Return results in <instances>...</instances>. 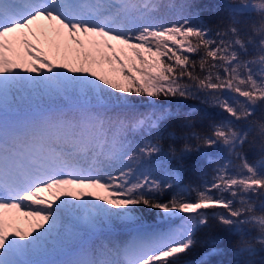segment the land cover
<instances>
[{
  "label": "snow or ice",
  "instance_id": "6c2138e0",
  "mask_svg": "<svg viewBox=\"0 0 264 264\" xmlns=\"http://www.w3.org/2000/svg\"><path fill=\"white\" fill-rule=\"evenodd\" d=\"M224 6L209 28L188 3L0 0V264H264V0Z\"/></svg>",
  "mask_w": 264,
  "mask_h": 264
},
{
  "label": "trees",
  "instance_id": "16d2710c",
  "mask_svg": "<svg viewBox=\"0 0 264 264\" xmlns=\"http://www.w3.org/2000/svg\"><path fill=\"white\" fill-rule=\"evenodd\" d=\"M162 5H172V4H183L188 3L192 7L189 11L194 14L197 21L206 24L209 28H216V26L224 19H227L229 16V10L224 6V0H157ZM163 11L167 12L169 9L165 7ZM179 104L180 109L183 111H188L189 108H192L194 113L193 119L199 122V124L207 128L209 124L213 121H219L224 119V114L215 107L205 106L199 101L192 100H182L179 102H171L169 107L175 109ZM247 130V129H246ZM255 135V134H253ZM210 151L211 160L201 156L200 154H195L191 160L189 161V165H192L193 162L198 161L194 167H190L189 170L185 174L184 184L188 183H200L204 173H208V178H210L212 169L217 166V157H219V163L223 164L227 162V152L226 151H218L212 152ZM248 156L250 159L259 161L261 156L259 154L258 147H252L248 150ZM258 233V229L249 230L250 236H256ZM227 234L226 230L219 226L215 221L212 223V227L210 228H201L197 235L201 240H204L208 237H217L221 242L223 241V236ZM221 247L223 244L221 243ZM206 245H201L198 247L193 256L190 259H197L203 255L206 250ZM55 259H60V257H55ZM236 259L245 260L247 257L241 256L236 257L231 255L230 252L212 257V260L215 261H235ZM256 261H260L264 259V251H261L259 248L256 250V255L253 257Z\"/></svg>",
  "mask_w": 264,
  "mask_h": 264
},
{
  "label": "rangeland",
  "instance_id": "374dc122",
  "mask_svg": "<svg viewBox=\"0 0 264 264\" xmlns=\"http://www.w3.org/2000/svg\"><path fill=\"white\" fill-rule=\"evenodd\" d=\"M258 162V161H257Z\"/></svg>",
  "mask_w": 264,
  "mask_h": 264
}]
</instances>
